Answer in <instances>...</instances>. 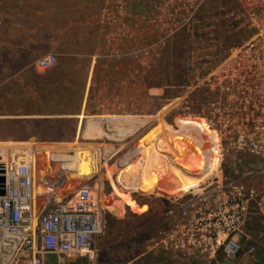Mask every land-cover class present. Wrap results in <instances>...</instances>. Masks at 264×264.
I'll return each instance as SVG.
<instances>
[{
	"label": "rangeland",
	"instance_id": "1",
	"mask_svg": "<svg viewBox=\"0 0 264 264\" xmlns=\"http://www.w3.org/2000/svg\"><path fill=\"white\" fill-rule=\"evenodd\" d=\"M104 2L0 0L2 137L25 135L29 130L41 136H73L83 131L80 122L85 121L84 116L89 121L86 133L74 140L0 141V157L6 151L33 144L40 161L49 162L52 168L63 167L79 182L92 178L105 197V231L97 240L94 258L48 255L43 264H127L144 253L163 255L165 264H264V202L262 212L256 207L249 217L239 239L242 251L237 259L226 260L221 253L213 260L182 257L156 244L167 237L174 217L179 220L184 213L185 219L190 217L191 193H200L205 181L197 178H209L218 169L217 156L202 174L204 155L215 146L192 122L184 125L175 121L176 99L186 93V87L199 82L203 68L218 65L230 48L250 37L251 32L238 18V4L235 0H208L194 29L167 43L160 58L119 59L127 64L119 66L121 72H128L127 77L123 73L124 77L107 80L97 72L95 101L86 109L80 105L86 82L94 80L89 76L90 69L100 68L106 61L97 65L91 58L96 51L94 41L85 45V57L80 60L63 56L67 44L62 26L70 9L92 13ZM49 54L57 57L56 66L39 70L36 62ZM104 88L112 89L110 96L100 94ZM107 99L110 106H96ZM103 111L122 116L99 119L92 115ZM11 119L41 123L13 124L9 123ZM223 168L226 177L234 175L230 162ZM156 224L160 225L153 235L142 234ZM252 248L254 254L250 253ZM17 262L29 264L30 258L0 242V263Z\"/></svg>",
	"mask_w": 264,
	"mask_h": 264
},
{
	"label": "built area",
	"instance_id": "2",
	"mask_svg": "<svg viewBox=\"0 0 264 264\" xmlns=\"http://www.w3.org/2000/svg\"><path fill=\"white\" fill-rule=\"evenodd\" d=\"M207 1L105 0L99 24L107 57L160 58L167 43L194 29ZM235 2L250 37L230 48L218 65L203 68L199 82L176 99L175 121L192 122L215 146L204 155L202 174L217 156L219 165L209 178L200 176L205 181L201 194L191 193L190 217H174L167 237L158 242L182 257L213 260L221 253L226 260L237 259L242 247L236 236L253 215L252 206L264 202V189L258 192L246 184L264 172V0ZM56 64L57 57L49 54L36 67L49 70ZM30 146L0 157L6 179L0 242L26 253L29 264H43L48 255L93 259L91 245L105 231L102 191L92 178L79 182L63 167L40 161L37 147ZM247 157L252 159L249 165ZM226 162L234 167L231 177L223 173Z\"/></svg>",
	"mask_w": 264,
	"mask_h": 264
},
{
	"label": "crops",
	"instance_id": "3",
	"mask_svg": "<svg viewBox=\"0 0 264 264\" xmlns=\"http://www.w3.org/2000/svg\"><path fill=\"white\" fill-rule=\"evenodd\" d=\"M101 17V8L98 10H94L92 13L90 11H86V10H74V9H70L67 13H66V20L63 23L62 29H63V35L66 37L64 43L67 44V46L63 51V56L65 57H71V59H75V60H80L81 58L85 57V45L91 42H95L96 44V51L95 54L91 57L95 64L99 65L101 63V60L106 61L104 66H101L100 68H102L100 70V68H93L90 69L89 72V76H94V80L91 81V84H88V81L86 82V86L84 89V96H83V101L81 103V107L82 108H89V107H93V101H95L93 99V88L95 85V74L97 72H99L100 75H102V77H106L107 80H109L110 78H112L114 80V77H124L127 75L128 72H121L119 70V66H124L127 65L126 63H122L119 59H113V58H109L107 57V50L104 46V29L101 27V25L99 24V20ZM49 31V30H47ZM49 34V33H47ZM99 47V48H98ZM108 60V61H107ZM99 62V64H98ZM122 63V64H121ZM59 70V69H58ZM66 69H60L59 71H64ZM119 70V71H118ZM104 74H102V73ZM125 75H124V74ZM121 74H123L124 76H121ZM127 77V76H126ZM115 91V90H114ZM112 93V89L111 88H104L100 91L101 95H108L110 96ZM100 98H102L103 96H99ZM109 99V98H108ZM107 99V101H100L98 105V108H105L107 106L106 102H109V100ZM106 103V104H105ZM74 116L77 114H73ZM92 115H97L95 116L96 118H102V117H114L116 118V114L110 113V112H106L103 111L101 113L96 112V114H92ZM118 116H122V115H118ZM117 116V117H118ZM85 121H81L80 125H81V129H83L82 132L77 131V133L73 136L67 134H54L51 136L48 135H37L35 134L32 130L27 131V134L25 135H12V136H8L6 138H3L4 140H8V141H42L43 142H50V141H62V140H74V138H78L79 136L81 137V135L83 136L82 133H86L85 132V127L88 124V120L87 117L84 116ZM47 119V118H46ZM44 121V119H39ZM12 122L13 124H27L29 126H31L34 122L36 123H41V122H37V121H16L15 119H11L9 120V123ZM50 122V121H47ZM53 121H51L50 123H52ZM46 124V123H44ZM103 129V127H101ZM28 144V143H27ZM245 164L249 165L252 162V159H250V157H247V160L244 159ZM214 171V169H212ZM211 170V171H212ZM259 176H263L262 178ZM199 179V178H197ZM248 181V182H247ZM246 184L249 187H253L256 190L260 189V187H262L264 189V172L261 174H256L255 176L249 178L248 180H246ZM257 190V191H258ZM200 193H196V194H201L202 190L199 191ZM259 192V191H258ZM263 201L258 202V204H255L252 206V212H253V208L255 209L256 206H262ZM251 212V213H252ZM253 214V213H252ZM251 219V217H250ZM249 222V218L246 222ZM246 225L244 226V228L242 229V231L236 236L237 239H240L241 236L243 235V233L245 232L246 229ZM159 234V233H158ZM245 235V234H244ZM158 246V242L156 243ZM155 247H152L151 249L154 250ZM146 254H150V253H144L142 256H146ZM135 261V260H134ZM131 264V263H129Z\"/></svg>",
	"mask_w": 264,
	"mask_h": 264
},
{
	"label": "trees",
	"instance_id": "4",
	"mask_svg": "<svg viewBox=\"0 0 264 264\" xmlns=\"http://www.w3.org/2000/svg\"><path fill=\"white\" fill-rule=\"evenodd\" d=\"M3 137L0 133V141H3ZM160 225V224H159ZM159 225L156 224V227H153V228H148L147 230H145L142 234L144 235H153L154 231H158V228H159ZM154 254L153 253H150V254H146V256H142V258H140L139 260H136V262H133L131 264H135V263H138V264H165V259L163 257V255L159 256L157 255V257H153ZM130 262H128L127 264H129Z\"/></svg>",
	"mask_w": 264,
	"mask_h": 264
},
{
	"label": "water",
	"instance_id": "5",
	"mask_svg": "<svg viewBox=\"0 0 264 264\" xmlns=\"http://www.w3.org/2000/svg\"><path fill=\"white\" fill-rule=\"evenodd\" d=\"M6 195V179L5 170L2 165H0V198ZM91 249H95V244L91 245Z\"/></svg>",
	"mask_w": 264,
	"mask_h": 264
},
{
	"label": "bare ground",
	"instance_id": "6",
	"mask_svg": "<svg viewBox=\"0 0 264 264\" xmlns=\"http://www.w3.org/2000/svg\"><path fill=\"white\" fill-rule=\"evenodd\" d=\"M2 163V162H1Z\"/></svg>",
	"mask_w": 264,
	"mask_h": 264
}]
</instances>
